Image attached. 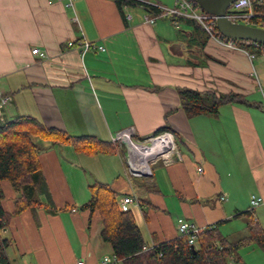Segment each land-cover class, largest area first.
<instances>
[{
  "label": "crops",
  "instance_id": "crops-1",
  "mask_svg": "<svg viewBox=\"0 0 264 264\" xmlns=\"http://www.w3.org/2000/svg\"><path fill=\"white\" fill-rule=\"evenodd\" d=\"M71 4L0 0V94L12 98L0 107V126L29 116L46 128L102 143L87 154L69 144L36 142L43 206L13 217L2 231L11 240L10 263L98 264L111 255L99 238L98 214L80 210L96 183L107 185L117 202L138 199L140 206L128 211L146 245L178 238V218L201 229L240 220L235 216L249 211L252 195L262 198L253 215L264 228V58L251 60L206 33L198 36L193 26L201 28L186 19L161 17L148 25L134 7L132 20L125 21L114 0ZM82 40L105 52L81 56ZM35 48L45 57L31 54ZM182 90L232 93L247 104L225 103L215 114L188 116ZM128 128L137 140L167 128L179 158H155L149 177L133 176L124 146L115 149L110 142ZM2 188L10 213L16 193L6 182ZM253 253L264 264L263 255Z\"/></svg>",
  "mask_w": 264,
  "mask_h": 264
},
{
  "label": "trees",
  "instance_id": "trees-1",
  "mask_svg": "<svg viewBox=\"0 0 264 264\" xmlns=\"http://www.w3.org/2000/svg\"><path fill=\"white\" fill-rule=\"evenodd\" d=\"M114 2L122 14L124 5L139 8L152 15L159 14L156 8L135 0ZM253 15L249 24L264 29V7L254 8ZM214 32L220 40H227L217 33L216 28ZM233 41L248 54L261 56V51L251 43ZM179 98L181 107L188 116L215 114L218 107L225 103L247 104L244 97L232 93L216 96L214 93L201 94L182 90L179 91ZM163 131L168 129L163 128L158 133ZM37 141L69 144L76 152L83 151L87 154L102 146V143L90 137H72L63 131L46 128L29 116L17 117L0 126V264H11L6 254L11 240L3 237L2 231L8 229L13 217L26 210L35 211L43 206L39 200L41 186ZM3 182L16 193L13 211L10 213L5 211L2 205L5 199ZM117 204L115 193L107 185L96 183L90 186V200L82 205L80 210H88L91 215L98 214L101 222L99 238L103 243L110 245L118 264H229L232 259L240 261L237 252L241 247L248 245L257 246L264 254V228L256 222L253 211L235 216L247 221L245 236L233 243L220 234L218 229L222 223H217L204 229L198 236L193 253L183 237L158 243L153 249L142 251L146 245L145 240L132 212L120 211Z\"/></svg>",
  "mask_w": 264,
  "mask_h": 264
},
{
  "label": "built area",
  "instance_id": "built-area-1",
  "mask_svg": "<svg viewBox=\"0 0 264 264\" xmlns=\"http://www.w3.org/2000/svg\"><path fill=\"white\" fill-rule=\"evenodd\" d=\"M136 1V0H135ZM142 4H146L156 8L159 12L158 15H152L143 11L142 22L148 25H154L158 18L170 17L172 19H186L196 23L201 30H203L211 39L215 40L225 48L229 50H236L241 48L230 39L220 40L216 37L214 29L216 28V18L210 14H207L199 9L195 0H173L172 7H168L160 4H151L145 0L137 1ZM69 7L72 6L71 0H69ZM257 7H264V0H235L230 4L226 10V18L232 23H239L250 25V21L253 18V10ZM130 6L124 5V18L125 21L130 22L132 20V14L129 12ZM76 21V19H74ZM251 26V25H250ZM246 44L251 42H245ZM253 47L261 51V56L264 58V46L251 43ZM75 45L70 41L67 43V47L71 48ZM78 50L81 56H84L87 52H105V48L94 43L87 42L85 40L78 42ZM244 51V50H243ZM249 59L255 57L254 54H248L244 51ZM31 54L37 55L41 58L45 57V54L39 49H32ZM12 98L10 95L0 94V107H3L11 103ZM111 144L115 149L121 148L123 144H126L134 154V160L141 165L144 169V173L149 177L150 170L148 164L151 160L163 157L171 156L173 158H179V151L175 143L172 133L163 131L155 135H149L140 140L135 139V131L133 128L124 129L119 131L115 135L110 137ZM199 171H201L199 169ZM134 176V174H132ZM138 176V175H135ZM262 198L252 195L249 201V211H253L262 203ZM118 208L122 212L128 211L130 205L139 207L140 204L135 196H125L118 202ZM72 212H75L72 209ZM204 231V229L198 228L193 224L188 223L182 218L176 220V232L179 237H183L186 240L188 247H193L196 244L198 236ZM156 247L155 243L145 245L142 251H147ZM74 264H85L84 260H78ZM98 264H118V260L114 255H104L101 257Z\"/></svg>",
  "mask_w": 264,
  "mask_h": 264
},
{
  "label": "water",
  "instance_id": "water-1",
  "mask_svg": "<svg viewBox=\"0 0 264 264\" xmlns=\"http://www.w3.org/2000/svg\"><path fill=\"white\" fill-rule=\"evenodd\" d=\"M235 0H195V3L199 9L207 14H210L216 18V30L222 37L230 40H241L245 42H251L264 46V29L232 23L226 18V10ZM126 151V166L131 174L148 177L144 173V169L139 163L134 160V154L132 150L123 144ZM192 253L194 248L191 247Z\"/></svg>",
  "mask_w": 264,
  "mask_h": 264
},
{
  "label": "rangeland",
  "instance_id": "rangeland-1",
  "mask_svg": "<svg viewBox=\"0 0 264 264\" xmlns=\"http://www.w3.org/2000/svg\"><path fill=\"white\" fill-rule=\"evenodd\" d=\"M164 1L166 2V5L168 7H172V0H164ZM194 24L197 25L196 23ZM193 29H195L194 32L198 36L206 35L203 30H200L198 28L196 29L194 26H193ZM246 221L247 219H244V218H241L240 220H233L229 223L222 224L221 226H219L218 230L223 237H226V239L229 242L233 243L239 240L240 238H242L243 236H245ZM253 250L258 251L264 257V254L261 252V250L257 246L248 245V246H243L238 250L237 253L240 258V261L236 262L232 259L229 262V264H257V262H255L253 259V255H254ZM107 255H110V254L107 253Z\"/></svg>",
  "mask_w": 264,
  "mask_h": 264
},
{
  "label": "bare ground",
  "instance_id": "bare-ground-1",
  "mask_svg": "<svg viewBox=\"0 0 264 264\" xmlns=\"http://www.w3.org/2000/svg\"><path fill=\"white\" fill-rule=\"evenodd\" d=\"M133 152V151H132Z\"/></svg>",
  "mask_w": 264,
  "mask_h": 264
}]
</instances>
